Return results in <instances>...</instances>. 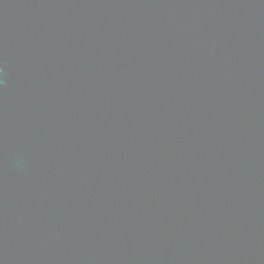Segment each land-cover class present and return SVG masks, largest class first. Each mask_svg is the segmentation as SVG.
<instances>
[{
    "label": "water",
    "instance_id": "water-1",
    "mask_svg": "<svg viewBox=\"0 0 264 264\" xmlns=\"http://www.w3.org/2000/svg\"><path fill=\"white\" fill-rule=\"evenodd\" d=\"M0 264H264V0H0Z\"/></svg>",
    "mask_w": 264,
    "mask_h": 264
}]
</instances>
